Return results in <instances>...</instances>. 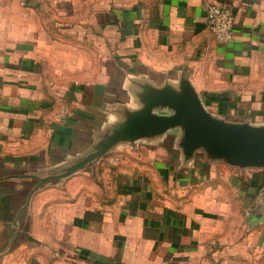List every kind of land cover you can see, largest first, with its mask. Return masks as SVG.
I'll list each match as a JSON object with an SVG mask.
<instances>
[{
  "label": "crops",
  "instance_id": "0c3cea01",
  "mask_svg": "<svg viewBox=\"0 0 264 264\" xmlns=\"http://www.w3.org/2000/svg\"><path fill=\"white\" fill-rule=\"evenodd\" d=\"M189 94L264 125V0H0V264H264V167L189 150L179 126L80 164Z\"/></svg>",
  "mask_w": 264,
  "mask_h": 264
},
{
  "label": "water",
  "instance_id": "95a60500",
  "mask_svg": "<svg viewBox=\"0 0 264 264\" xmlns=\"http://www.w3.org/2000/svg\"><path fill=\"white\" fill-rule=\"evenodd\" d=\"M167 103L172 114L149 116L144 122L113 132L104 146L89 155L80 164L106 151L119 137L147 132H163L179 126L183 130L184 144L189 149L205 146L213 156H224L238 167H264V125L230 124L213 117L192 94L186 97H172ZM189 149V150H190ZM73 166L69 172L80 166Z\"/></svg>",
  "mask_w": 264,
  "mask_h": 264
},
{
  "label": "built area",
  "instance_id": "2783aa9c",
  "mask_svg": "<svg viewBox=\"0 0 264 264\" xmlns=\"http://www.w3.org/2000/svg\"><path fill=\"white\" fill-rule=\"evenodd\" d=\"M206 28L218 43L232 42L235 38L234 14L230 8L216 2L204 5Z\"/></svg>",
  "mask_w": 264,
  "mask_h": 264
}]
</instances>
